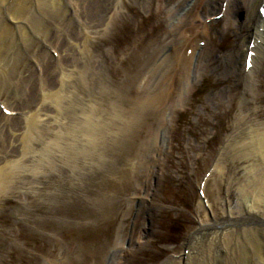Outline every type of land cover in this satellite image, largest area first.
Returning a JSON list of instances; mask_svg holds the SVG:
<instances>
[{
    "label": "rangeland",
    "instance_id": "374dc122",
    "mask_svg": "<svg viewBox=\"0 0 264 264\" xmlns=\"http://www.w3.org/2000/svg\"><path fill=\"white\" fill-rule=\"evenodd\" d=\"M157 1L169 2L123 0L121 7L104 15L92 41L90 60L101 66L93 72L91 90L82 94L80 81L76 82L77 88L65 94L71 111L65 109L58 116L55 134L61 149L68 152L61 151L57 161L45 155L43 177L32 179L30 173L25 187L11 177L9 191L0 194V264H158L182 252L200 216L203 179L209 178L208 167L232 130L240 99L246 96L236 82L235 62L228 66L227 61L238 50L244 28L239 29L237 22L239 10L233 12L227 30L219 16L207 17L218 12V3L205 0L196 8L194 0H187L176 18L168 21L163 13H156ZM92 3L97 8L106 4L105 0ZM189 9H196L195 25L205 24L206 34L191 31L194 35L189 39L202 48L193 61L196 78L189 101L173 114L171 141L164 142L160 151L152 138V70L159 52L165 62L177 63L183 45L168 37L166 28ZM224 70L231 72L224 75ZM255 77L254 104L259 111L254 117L264 123V63ZM217 91L227 107L215 116L214 124L205 112L201 117L197 113L209 95L217 97ZM11 103L12 117L24 111L18 99ZM84 103L93 120L87 150L81 128ZM251 105L247 102L244 109ZM7 124L14 143L8 159L15 162L19 159L15 136L21 122L0 117L4 126L0 137ZM69 142L74 143L72 148ZM1 143L0 139V173L5 170L1 158L5 143ZM19 170L15 164L12 173ZM205 187L206 196L213 200L218 193L223 195L225 183L210 179ZM146 240L148 248L137 250Z\"/></svg>",
    "mask_w": 264,
    "mask_h": 264
},
{
    "label": "bare ground",
    "instance_id": "6f19581e",
    "mask_svg": "<svg viewBox=\"0 0 264 264\" xmlns=\"http://www.w3.org/2000/svg\"><path fill=\"white\" fill-rule=\"evenodd\" d=\"M94 1L0 0V117L7 122H21L15 136L19 152L17 161L8 159L14 144L9 138L10 123L0 137L1 145L5 143L1 155L5 170L0 173V194L9 191L13 178L25 187L30 173L32 179L43 177L47 167L42 160L45 155L57 161L61 151L68 152L61 149L55 134L59 114L72 109L65 94H69L78 81L82 94L91 90L93 72L101 66L98 61L94 66L90 60L96 29L108 10L123 5V0H105L106 4L97 8L93 6ZM186 1L169 0L167 4L157 1L156 13H163L168 21L175 19ZM207 1L218 3V12L207 17L222 18L226 23L224 30L230 28L228 23L232 14L239 10L237 22L239 29L244 28V33L238 50L231 52L227 61L230 62L228 66L235 62L236 82L244 87L246 96L240 99L232 130L224 137L208 167L206 175L209 178L203 179V198L198 205L200 216L196 228L188 234L178 256L166 257L158 264H264V123L254 117L259 111V106L254 104L258 88L255 76L264 63V0ZM203 2L205 0H194L192 7L198 5L199 8ZM195 10H187L166 28L168 37L183 45L177 63L165 62L163 52H159L152 70V138L160 151L164 142L171 141L173 114L189 101L196 78L193 61L202 48L197 40L192 42L189 38L197 32L206 34V26L202 22L195 25L198 18ZM247 64H250L248 68ZM230 72L224 70L223 74ZM215 94L217 97L209 95L205 99L197 116L201 117L205 112L217 124L215 116L226 109L227 104L219 91ZM15 99L20 101L24 111L12 117L15 109L10 104ZM246 101L252 105L244 109ZM66 103L69 107L65 108ZM82 107L81 113L85 117L80 127L85 131L82 135L87 136L83 143L87 150L93 120L86 114L89 105L84 103ZM48 108H52L53 113H47ZM3 127L0 125V129ZM71 131L74 140L78 129L75 127ZM213 134L208 139L211 140ZM47 135H54L55 139H44ZM73 146L74 143L70 145ZM15 164L21 169L16 174L12 173ZM5 175L9 178L7 185V178H2ZM210 179L225 183L223 195L218 193L213 200L205 192ZM147 236L146 230L144 238ZM148 246L146 240L137 250L144 251ZM116 248L119 249V245Z\"/></svg>",
    "mask_w": 264,
    "mask_h": 264
}]
</instances>
